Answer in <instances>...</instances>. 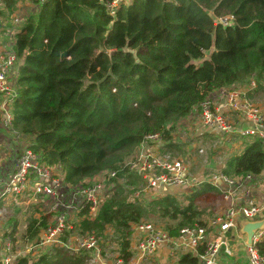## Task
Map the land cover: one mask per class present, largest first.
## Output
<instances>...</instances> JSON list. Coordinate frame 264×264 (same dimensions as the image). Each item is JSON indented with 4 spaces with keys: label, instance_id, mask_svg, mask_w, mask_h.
<instances>
[{
    "label": "trees",
    "instance_id": "obj_1",
    "mask_svg": "<svg viewBox=\"0 0 264 264\" xmlns=\"http://www.w3.org/2000/svg\"><path fill=\"white\" fill-rule=\"evenodd\" d=\"M33 1L0 0V24L9 19L20 25L6 44L17 59L7 126L29 138L27 146L56 166L67 186L86 185L106 170L117 172L97 213L85 217L82 210L70 221L76 235L95 233L106 240L115 232L113 255L128 261L132 225L150 215L164 221L170 235L210 219H203L199 204L223 199L222 187L209 181L213 174L235 179L251 174L255 186L264 178L259 138L241 143L242 152L231 153L223 167H206L194 185L174 193L163 189L156 195L142 189L143 183L138 188L142 178L125 166L150 133L159 134L162 152H194L201 162L197 146L189 150L193 143L176 139L178 125L222 86L242 88L253 80V94L261 90L264 0H119L111 9L114 0ZM32 205L23 211L24 232H16L18 216L5 220L0 254L36 243L57 213H47L48 199ZM69 234L65 229L59 239L67 242ZM6 237L10 251L4 248ZM256 245L264 256V235ZM89 254L48 244L10 264H86ZM175 264H198V258L183 253Z\"/></svg>",
    "mask_w": 264,
    "mask_h": 264
},
{
    "label": "built area",
    "instance_id": "obj_2",
    "mask_svg": "<svg viewBox=\"0 0 264 264\" xmlns=\"http://www.w3.org/2000/svg\"><path fill=\"white\" fill-rule=\"evenodd\" d=\"M118 1L110 3L109 8L115 6ZM15 20L17 21L16 18ZM16 61V55L9 49L0 52V111L7 125L12 121V114L6 108L15 97L12 76L13 71L15 73ZM250 85L255 87V82L251 80ZM193 110L196 111L203 127L217 129L227 142L232 139V135L240 134L259 138L264 144V112L258 103L245 96L241 88L222 86L215 89L196 104ZM232 113H236L237 117L235 118ZM244 122H247V125L241 126L240 124ZM198 153L201 155L203 150L200 148ZM192 159L191 154L174 156L162 152L159 134L150 133L140 142L137 151L125 166L128 171L139 174L145 184L144 189L158 195L169 193L163 192V189L174 191L195 184L199 177L197 178L191 171ZM116 173L115 170H106L100 172L98 179L93 178L96 182L90 185L67 186L61 182L58 168L45 163L25 144L17 152L12 171L0 177V196L12 195L15 198L29 190L30 200L40 203L48 199L47 213H57L54 222L47 223L46 227L39 231L36 243L30 242L24 249H15L14 254H0V264L12 263L21 253L34 251L35 254L36 247L55 241L74 252L89 251L90 264H132L134 261L138 264H158L152 260V256H157L163 248L196 255L198 264H220L218 259L220 252L230 254L231 250L226 232L237 228V220L239 218L245 221L264 220L262 215L264 195L258 198L254 194L253 176L246 174L235 179L219 172L213 174L209 181L215 186L222 187V198L228 202L225 209L213 218L207 219L204 224L180 228L177 235H170L164 228L149 222L133 224L129 242L134 252L128 261L120 257L111 259L107 252L101 254L99 248L101 235L95 233H85L81 236L69 234L68 241L62 242L59 234L72 227L71 216L78 215L82 210L87 212L85 217H93L97 213L107 194L106 183ZM263 235L264 225L254 230L251 244H246L248 264H264V256L259 253L256 245ZM4 248L6 251L12 249L9 237L4 240Z\"/></svg>",
    "mask_w": 264,
    "mask_h": 264
},
{
    "label": "crops",
    "instance_id": "obj_3",
    "mask_svg": "<svg viewBox=\"0 0 264 264\" xmlns=\"http://www.w3.org/2000/svg\"><path fill=\"white\" fill-rule=\"evenodd\" d=\"M27 2H28V0H19V5L27 3ZM0 50H1V46H0ZM15 73H16V71H15ZM13 74H14V71H13ZM234 88H240V87L235 86ZM253 88L254 87H252L251 85H247L245 87H242L241 90H244L245 96L249 100L258 103L261 110L264 112V105L258 99L259 95H257V93L259 91L253 94V91H252ZM249 94H253V98H251V96H249ZM232 115L235 118L237 117L236 113H232ZM235 120H238V119H235ZM240 125L241 126L247 125V122L241 123ZM182 128H184V130ZM179 130H181L184 134H186V136H185L186 138H194L195 144H197L201 140L202 137L207 136V135H213V138H206L208 140L206 142L212 144L211 145L212 149L215 147L216 148L217 147L222 148L223 151L227 154V157L229 156V151L233 150L232 145H234L236 148L241 146L240 141H239V143L233 142V140H235L237 138H235V139L232 138L229 142H227V140H224L222 134L217 129L203 127L200 124L198 115H197L195 110H193L186 118H184V120L181 121V124L178 125L177 131H179ZM218 142H219V144H217ZM191 146L194 147L196 145H194V144L189 145V150H192ZM197 146H198V144H197ZM200 148L203 150V153H204L203 147L199 146L198 150ZM19 150L14 151L13 154H14L15 158H16L17 152ZM191 155H193V159L191 160V166H190L191 170L193 168H197V171L192 172V173L197 178L198 177L200 178L201 177L200 173L203 172V170L205 169V165H204V163H201L199 160L198 161L196 160V158H197L196 155H194L193 153H191ZM198 156L200 157V154H198ZM15 158L11 159L9 156V158L1 161V163H0V177L8 175L12 171ZM225 161L226 160H223V161L221 160L220 162H217L216 164H214L213 168L220 169L221 167H223ZM263 176H264V171H263ZM253 192L258 198H262V196L264 195V178L259 181L257 186H255ZM29 194H30V191L28 190V191H24V192L18 194L15 198L12 195H6L4 197L0 196V209L3 206L1 209V211L3 210L2 213H5L4 207H6V206H4V205H7L8 207H10L12 209V215H10V216H21L22 217L23 211L27 210L29 208V206L32 207L33 206L32 203H36L37 205L39 204V203L35 202L34 200H30ZM217 204H219V206H220L218 211H217V213H218V212H220L226 208V206L228 205V202L221 199V200L217 201ZM1 215L4 218V215L3 214H1ZM35 215H38V214H35ZM262 215H264V213ZM74 216L76 217L77 215L74 214ZM241 221H245V220H242L241 218H239L237 220V223H236L237 228L235 230L226 232L228 244H229V247L231 250H230V254H225L223 251L220 252L219 257H218L220 264H248L247 257H246V250H245L246 235L241 230ZM4 225L5 224L1 225V223H0V232L4 230V229H2V226H4ZM10 227H12V226H10ZM25 228L26 227H25V224L23 223V221L17 222L16 232H24ZM131 252H134V249L131 250ZM181 254H183L182 251L171 250L170 248H163L157 256H152V260L158 264H166V263H174L175 264V262L178 260V258ZM133 263L138 264L135 261ZM142 264H144V263H142Z\"/></svg>",
    "mask_w": 264,
    "mask_h": 264
},
{
    "label": "rangeland",
    "instance_id": "obj_4",
    "mask_svg": "<svg viewBox=\"0 0 264 264\" xmlns=\"http://www.w3.org/2000/svg\"><path fill=\"white\" fill-rule=\"evenodd\" d=\"M33 0H31L32 2ZM35 1H33L32 3H34ZM37 8V7H36ZM29 9V12L31 13H34L35 11V7L33 5H30V7L28 8ZM28 16V15H26ZM22 24V22H21ZM20 28V25L19 23H12L9 19H1V24H0V42L2 40H5V43H0V46H1V50H4L3 48L5 49H8L6 47V44H8L9 42L12 41V37ZM4 44V45H3ZM16 71V70H15ZM257 95H259L258 99L260 100V102L264 105V83H262V88L261 90L257 93ZM10 107L9 104L7 106L6 109H9L10 110ZM0 114H1V111H0ZM184 130V128H182ZM178 137H176L177 140H187V142L190 143H193L194 145L197 146V148H199V146L203 147L204 149V153H202V155H200L199 159L202 158L201 160V163H204L205 165V169L206 167H214V164H216L217 162H220L221 160H226L227 158V154L223 151L222 148H219V147H215L213 148L212 150L210 149V146L212 145L211 143H207L206 141H208L206 138H213V135H207V136H204L201 138V140L195 144L194 142V138H186V134H184L181 130L178 131L177 135ZM181 136V137H180ZM232 138L235 139L233 140V142L235 143H243V146L245 145V143H247L249 141V139L253 138L252 136H247V135H240V134H235V135H232ZM28 140L29 138L25 137H21L19 135H17V132L13 131L10 126H7V124L2 120V118L0 117V163L2 160H5L7 158H10L14 159V151H17L20 149H22L23 146H25V144H28ZM204 141V142H203ZM185 144V143H184ZM219 144V142L217 143ZM243 146L241 147H238L237 149H233L231 151H229V155L231 153H234V154H240L243 150ZM136 151V150H135ZM135 151H133L125 160V164L131 159V157L133 156V154L135 153ZM194 153V152H192ZM179 156H182V155H179ZM184 156V155H183ZM192 172H195L197 171V168H193L191 170ZM133 173V172H132ZM100 173L96 174L95 176H93V178H96L98 179V175ZM136 176L137 178L139 177V174L136 173ZM103 179V176L101 175V178L100 180ZM140 179V177H139ZM110 180V179H109ZM109 180L107 181L106 185L109 184ZM93 182H96L93 181V179L91 181H89L85 186L87 185H90L92 184ZM144 182H140V183H137V186L138 188H140V184ZM142 184L141 188L144 189V185ZM130 188L132 187V185L129 186ZM107 188V186H106ZM177 189V188H176ZM169 193H174V191H168ZM179 191L176 192V194H178ZM158 195H161L158 194ZM6 207H4V211L5 213H2L1 209H0V223L1 225L5 224V220L6 219H9V216L12 215V209L10 207H8L7 205H4ZM219 204H217V202H213V203H210V204H206V203H200L199 204V208L201 210V213H202V216H203V219H206V218H212L213 215H215L219 209ZM3 214L4 215V218L3 216L1 215ZM50 214H54L53 212H50ZM48 215V214H47ZM74 218V216H71L70 217V220H72ZM54 218L51 219V222H54ZM18 221H23V217L21 216H18ZM144 222H149V223H152L154 224L155 226H164V224L162 222V220H160L159 218H157L155 215H150L149 217H147L146 219L143 220ZM6 225V224H5ZM72 225V224H71ZM68 228V227H67ZM68 231H70L72 234H78L77 232V229L73 227L69 228ZM112 231V230H111ZM108 233V232H107ZM112 234V235H110ZM115 232H110L107 234V237L108 239L105 240V235H101V243L99 245V248H100V252L101 254L107 252L110 256V258L112 259H115L114 257V253L116 251V248H117V244H116V240H113L115 239ZM112 238V239H111ZM30 243V241L28 243H25L23 245H20L18 247H16L15 249H24L28 244ZM52 244H59L58 241H55V242H52ZM44 246V245H42ZM40 246V247H42ZM36 248H39V247H36ZM105 248V249H104ZM27 252V251H26ZM32 254L34 253V251L31 252ZM36 254V253H35ZM36 256V255H35ZM87 261H86V264H90L89 263V259H90V254L89 256L87 257Z\"/></svg>",
    "mask_w": 264,
    "mask_h": 264
},
{
    "label": "water",
    "instance_id": "obj_5",
    "mask_svg": "<svg viewBox=\"0 0 264 264\" xmlns=\"http://www.w3.org/2000/svg\"><path fill=\"white\" fill-rule=\"evenodd\" d=\"M264 225V220L257 221H241V230L246 235V244H251V238L254 230L262 228Z\"/></svg>",
    "mask_w": 264,
    "mask_h": 264
}]
</instances>
